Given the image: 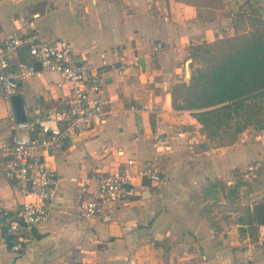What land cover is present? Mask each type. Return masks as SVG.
<instances>
[{"label": "crops", "instance_id": "obj_1", "mask_svg": "<svg viewBox=\"0 0 264 264\" xmlns=\"http://www.w3.org/2000/svg\"><path fill=\"white\" fill-rule=\"evenodd\" d=\"M253 9L264 21V0H224L212 13L177 0H0V35L35 30L43 41L68 40L73 59L86 60L104 79L99 97L109 109L101 125L71 135L60 149L39 152L58 175V196L22 254L12 251L0 216V264H264V208L252 207L261 199L244 214L232 204L226 226L207 215L236 204L242 187L251 198L256 179L248 173L259 165L249 157V178L239 185L230 170L241 166L245 147L209 144L203 129L170 118L178 114L184 123L188 115L189 124L196 122L187 110H173L171 96L172 85L186 79L190 47L232 35L237 16ZM61 81L60 74L43 71L22 83L17 95L24 116L65 101L69 88L57 86ZM11 113L12 102L0 94V207L13 210L22 198L2 172ZM154 133L168 139L165 149L153 147ZM129 157L136 168L154 163L162 182L145 181L140 196L122 202L110 223L82 216L78 205L90 171L110 170Z\"/></svg>", "mask_w": 264, "mask_h": 264}, {"label": "built area", "instance_id": "obj_2", "mask_svg": "<svg viewBox=\"0 0 264 264\" xmlns=\"http://www.w3.org/2000/svg\"><path fill=\"white\" fill-rule=\"evenodd\" d=\"M22 47L27 48V59L19 56ZM72 53L68 40L43 41L35 30L0 35V94L4 100L10 102L22 83L43 71L60 74L62 81L57 86L66 83L69 88L67 99L51 110L35 108L33 115L23 120L12 113L9 116L13 132L2 172L22 201L13 210L0 207V216L6 221L10 247L17 254L30 245L33 228L48 219L58 196V175L40 159L39 152L62 148L71 135L101 125L109 114L99 97L104 82L101 74L86 60H74ZM152 139L156 150L168 145L160 133H154ZM136 164L129 157L110 170L92 169L82 186L80 214L110 223L122 202L140 196L147 187L145 181L153 186L162 182L154 163L146 161L137 168Z\"/></svg>", "mask_w": 264, "mask_h": 264}, {"label": "trees", "instance_id": "obj_3", "mask_svg": "<svg viewBox=\"0 0 264 264\" xmlns=\"http://www.w3.org/2000/svg\"><path fill=\"white\" fill-rule=\"evenodd\" d=\"M177 1L212 13L224 0ZM234 29L232 35L191 46L190 77L171 87L172 105L191 110L208 139L217 136L216 129L223 125L231 128L230 139L221 134L220 140L212 141L219 146L232 144L249 126L264 124V21L253 9L237 16ZM231 118L237 119L229 125ZM238 183L245 184L243 180Z\"/></svg>", "mask_w": 264, "mask_h": 264}, {"label": "rangeland", "instance_id": "obj_4", "mask_svg": "<svg viewBox=\"0 0 264 264\" xmlns=\"http://www.w3.org/2000/svg\"><path fill=\"white\" fill-rule=\"evenodd\" d=\"M195 67L198 66L197 63L194 64ZM189 71H190V67H189ZM186 79H189L188 76H185ZM185 78L184 79H181L179 82H184V81H187ZM178 83V82H177ZM172 108L173 110L175 111H185V110H181V109H178V108H175L173 105H172ZM190 114H191V110H187ZM176 112V113H177ZM192 116V115H191ZM193 117V116H192ZM172 118V121L174 119L175 120V123L176 124H180V126H183V127H186V128H196L198 127L199 129H203L202 126L198 123V121L196 120L195 117H193L195 119V121L197 122H194L193 121V124H189L188 122V115L184 116V123L181 122L180 120L183 118H181L180 120H177L179 117H178V114H172V116L170 117ZM235 119L237 118H231L230 120H228L229 122V125L231 124H234L233 122H235ZM154 121V119H152V122ZM226 123V122H225ZM224 123V124H225ZM218 132H217V136L216 134L214 135V137H209V144H212V141L214 143L217 142V140H220V135L222 134L223 135V139L225 140H228L230 139L231 135H232V130L231 128H226V126H221L220 128L216 129ZM237 142V143H236ZM235 143V147L238 146V147H245L244 149H242L241 151V161H240V164L241 166L238 167V168H234V169H231L230 170V175H232V177H235V180L239 179V180H243L245 179L248 175L249 176H255L254 179H256L254 181V194L251 195V198H247L246 195H245V192L248 191V186H245V187H242V198L240 200L237 201L236 204L234 203H225L223 205V207L225 208L224 210H219L217 212H214V210H216V208H213V212L212 213V210L209 211V213L207 214L208 217H209V220L211 222H214L216 223L217 225H228V223L232 222V213H227V212H230L233 208V205L235 208H238L239 210V213H246L248 211V209H250V204H253L255 201H258L259 199H261L260 201H258L256 204H253L252 207H257L256 205L259 206H262L264 204V201H262V199H264V196L261 197V198H258V199H255V200H251L252 198H256V197H259V196H262L264 195V168H262L264 166V124L263 126L261 127H258V126H249L247 127L243 132L239 133V135L237 136V139L235 142H233L232 144ZM230 144V145H232ZM228 146V145H226ZM250 157V159L252 161H255L259 167L258 169L256 168H252L251 170H254V173L252 172V174H249L247 176H244L250 169H247L245 170V167L246 165L244 166V164H246V160H248V158ZM256 164V165H257ZM244 166V167H243ZM242 167V168H241ZM263 169V170H262ZM258 172V173H257ZM249 176L247 178H249ZM245 177V178H244ZM252 183V182H251ZM231 189V188H229ZM231 200V199H230ZM216 205V201L213 202V205ZM233 204V205H232ZM206 207V206H205ZM143 208H136L135 211H138V210H141ZM220 212H223V213H220ZM245 218H247L245 216ZM244 216H243V219H245ZM224 221V222H223ZM240 264H246V262H241Z\"/></svg>", "mask_w": 264, "mask_h": 264}, {"label": "water", "instance_id": "obj_5", "mask_svg": "<svg viewBox=\"0 0 264 264\" xmlns=\"http://www.w3.org/2000/svg\"><path fill=\"white\" fill-rule=\"evenodd\" d=\"M22 53H23V59L27 58V48L26 47H22L21 48ZM189 62L190 60L186 61L185 64V73L186 75L189 77L190 76V71H189ZM11 102H12V106L14 109V113H15V117L17 120H23L25 118L24 116V110H23V105L21 102V97L19 95H14L11 98ZM143 195V193H142Z\"/></svg>", "mask_w": 264, "mask_h": 264}]
</instances>
